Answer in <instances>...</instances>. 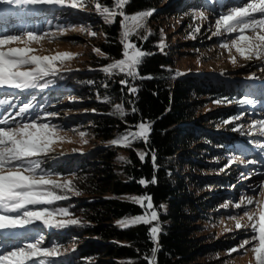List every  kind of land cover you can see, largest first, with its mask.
<instances>
[{
	"label": "trees",
	"instance_id": "1",
	"mask_svg": "<svg viewBox=\"0 0 264 264\" xmlns=\"http://www.w3.org/2000/svg\"><path fill=\"white\" fill-rule=\"evenodd\" d=\"M164 1L130 0L125 7L127 14L154 10L147 22V30L151 32L148 39H139V36L145 34L144 29L140 30L139 36L132 37L142 50L150 53L142 58L138 66L139 77L136 79L125 77L123 74L109 76L100 70L113 59L121 58V18L117 17L113 24L105 23L95 11V0H85L86 6L82 9H73L67 5L45 6L40 9L43 12L39 13V9L34 5L28 8L32 17L40 14L43 19L47 18L50 25L56 23L60 28L83 29L84 34L88 31L96 32L95 37L88 36L94 43L93 49L100 48L107 55L105 59L92 50L90 56L94 58L91 71H64L60 75H50L43 80L46 88L60 87L59 93H75L91 100L89 107L96 112L87 115L91 118L87 122L91 124L87 123L88 126L83 128L105 144L97 152L80 159H64L58 165V175L72 177L75 189L80 195L68 194V199L54 202L51 210L67 207L70 216L78 217L81 221L79 225L53 229L38 224L40 234L45 236L48 247L61 246L60 249L65 252L58 255H65L60 264H147L145 257L152 258L154 247H158L154 257L156 264H232L219 253L237 247L238 245H234L235 238L214 244L209 240L208 244H202L201 239L192 237V219L201 217L200 221H209L213 218L207 213L216 212L213 211L215 208L207 212L212 204L211 200L202 202L201 194L209 190V185L204 183L209 178L204 181L193 172L177 179L178 167L172 164L171 160L178 156L182 157L180 163L194 162L207 166V158H201L199 163L195 160L197 155L193 149L190 150L192 146L202 149L203 155L207 150H213L217 154L223 152L224 137L219 138L207 128L201 130L194 126L197 123L195 111L199 106L198 98L212 96L216 101H230L223 103L221 110L211 113L200 125L205 126L206 122L208 127H211L221 123L227 127L226 130L234 129L236 126L225 122L238 114L242 103L238 102L241 98L237 95L243 85L219 77L215 80L211 77L181 76V71L177 69L176 61L172 57L177 48L171 50L164 46L161 50L157 46L163 39L161 27L164 22L161 21L156 27L152 26L155 21L163 18L164 14L167 15L168 9H179L175 5L161 7L160 3ZM101 2L107 3L109 0ZM183 14L191 18L195 12ZM181 26L182 23L178 28ZM149 76L151 79L143 78ZM122 79H128L129 85L138 91L131 94L120 83ZM63 84L65 86L61 87ZM116 104L123 105L127 115L120 117L114 114ZM133 108L136 109L135 112L132 111ZM141 121L151 124L147 143L137 140L130 148L116 147L109 143L120 136L126 127ZM70 122L76 125L83 120L74 117ZM250 140L247 138L244 141L250 144ZM238 143L241 142H229V145ZM136 149L146 153L143 161L138 157ZM120 152L126 153L125 161H118ZM153 152L156 156L155 166L151 158ZM153 177L156 179L155 184L149 182L145 187L138 183L140 179L151 181ZM189 179L193 180L194 186ZM195 185L198 188H195ZM200 190L201 192H198ZM196 194L198 199H192ZM142 195L151 196L152 203L159 213L158 245L154 244L149 236L151 225L121 227L118 224V221L124 218H131L143 212L140 206L125 197ZM163 205L166 206L165 211L160 207ZM199 214L203 215L197 216ZM81 241L86 243L83 245ZM199 259H202V262ZM54 260L58 262L60 258L56 257Z\"/></svg>",
	"mask_w": 264,
	"mask_h": 264
},
{
	"label": "rangeland",
	"instance_id": "2",
	"mask_svg": "<svg viewBox=\"0 0 264 264\" xmlns=\"http://www.w3.org/2000/svg\"><path fill=\"white\" fill-rule=\"evenodd\" d=\"M239 2V0H165L163 3H160L161 7L175 5L179 9H173V11L168 9L167 15L164 14L163 18L155 21L152 25L156 27L158 23L164 22L161 27L164 46H167L171 50L174 47L177 48L175 49L177 50L176 52L174 50L175 53L172 57L176 61L177 69L181 71V76L211 77L215 80L219 77L231 83H241L244 85V88L239 93V96L243 100L253 101L251 104H248L249 106H245L244 103L241 104V110H238L236 116L240 117L239 119L231 118L227 120L229 121L227 123H231L237 128V130L234 128L229 129V131L221 123L213 124L211 127H208V123L206 122L205 126L203 124L200 125L202 121H206L205 118L211 113L221 110L223 103H215L216 99L212 96L199 97V106L195 111L197 123L194 126L201 130L207 128L209 132L217 134L219 138L224 137L225 142L223 145L225 149L219 154L213 150H207L204 153L205 155H203L202 149L195 145L192 146L190 150L193 149L197 155L195 160L199 163L201 158H207V166H200V164L198 165L194 162L180 163L182 157L178 156L174 160H171V163L178 167L176 172L177 179L185 175L189 176L193 172L204 181L207 180L206 178H209L204 183V185H209V190L207 189L205 193L201 194L203 196L202 202L208 199L213 200L207 212L212 211V208H215L213 211L216 212L213 214L207 213L208 215H212V220L200 221L201 217H195L191 222V229L194 231L192 237L201 239L202 244H208L209 240H211V244H214L216 242L230 241V239L235 238L234 245H239L245 238L250 236V229H236L232 217L242 216L248 208L237 209L234 205L247 196H251L257 201L264 199L261 196V186L264 185V148H261L259 151L253 146L257 142L264 145V135H261L257 129L252 127L256 121L264 120V60L256 58L251 60L245 59L234 48L229 51L221 47L223 43L230 42L235 37V34L224 33L220 36L213 35V32L216 30L215 21L221 14L226 13L230 7L236 6ZM32 6L18 7L15 4L3 3V0H1L0 34H21L29 30L35 31L42 36L47 33L48 36L39 44L33 43L31 45V47L36 49L35 54L42 56L65 52L75 54L72 59L65 60L63 64L57 62V66L62 69L58 72V75L64 71L70 73L91 71V63L94 57H91L90 53H92L94 43L88 37L90 36L88 35L90 31L84 34L81 29L74 27L60 28L57 27L56 23L48 26L47 18L41 21L43 17H40V14H36L37 17H32V14H30L31 10L28 9ZM34 6L39 9V13L42 11L40 9L45 7V5ZM180 9L181 11H178ZM192 11L195 14L191 18L183 14V12ZM197 13H203V17L197 16ZM36 19L37 21L35 22ZM147 22L148 18L145 21L146 29ZM181 23L182 26L178 28ZM196 28H199L198 32L195 31ZM61 29L66 30L65 34H59ZM53 33L57 35L53 36ZM12 46L22 47L23 45ZM233 57L235 58V63L232 62ZM52 90L43 88L40 89L39 93L37 92V88L23 91L16 89L17 93L13 92L12 94L1 91L0 101L3 103H0V121L7 120L8 124H0V127H15L17 124L30 122L32 119H37L38 123L56 125L61 135L66 134L67 139L57 142L53 145L55 149L53 152L46 157H41L42 168L54 177L58 176L61 179L67 177L72 180V177L58 175L56 167L60 160L80 159L85 155L97 152L105 144L102 140L91 136L88 130L83 128L84 126H88L87 121L91 119L87 115L89 116L96 112L89 107L91 100L84 99L75 93H58V97L45 98L44 94L52 92ZM53 92L59 91L57 89ZM42 93L44 94L41 95ZM25 103L31 105L29 111L21 116H17L16 113L19 112V109ZM74 117H78L83 122L72 126L67 125ZM225 131H229V133H225ZM79 132L86 134L84 139L87 140V143L81 142ZM241 135H243L244 139L250 138V142L253 145L246 142V145L243 142L239 143V145H229V142H241ZM136 152L144 151L136 149ZM119 154L120 157H126V153L120 152ZM212 156H216L215 159H211L210 157ZM118 161L121 160L118 158ZM251 161H255V163ZM118 172L121 173L120 170ZM189 181L194 186L193 180L189 179ZM193 186L190 185L192 190ZM195 188H198V186L195 185ZM198 192H201V190ZM68 194L75 196L74 192H67L66 195ZM198 197V194H196L192 199H198ZM127 198L129 197H125V199ZM194 203L196 208L197 200ZM224 204H228L229 206L224 208L222 207ZM165 208L166 206L163 205L161 207L162 211H165ZM8 215H15V213H8ZM202 215L199 214L197 216ZM69 218H75L80 221L78 217L73 216L64 217L58 215L56 217V219ZM35 223L42 224L39 221ZM196 223L198 225H193ZM37 227L29 225L23 229H0V252L10 250L13 246L30 242L34 238L42 236L31 233ZM226 228L230 230L225 231ZM4 232H12L13 235L10 238H6ZM85 243V241H81V244L84 245ZM42 246L48 247L46 243ZM58 247V254L50 258L58 257L62 260L65 257V255L62 257L58 256L65 253L60 249L61 246ZM229 253L230 251H224L219 254L225 256V260L228 263L232 262V264H252L255 262L254 255L250 250L239 254ZM39 259L43 260L44 264H47L44 257H39ZM49 260L54 261L52 259ZM199 261L202 262V259H199ZM28 264H32V262H28Z\"/></svg>",
	"mask_w": 264,
	"mask_h": 264
},
{
	"label": "snow or ice",
	"instance_id": "3",
	"mask_svg": "<svg viewBox=\"0 0 264 264\" xmlns=\"http://www.w3.org/2000/svg\"><path fill=\"white\" fill-rule=\"evenodd\" d=\"M3 3L15 4L18 7L67 5L73 9H82L86 6L85 0H3ZM129 3L130 0H109L107 3L95 0L94 8L105 23L113 24L117 17L121 18V39L119 41L122 46L121 58L113 59L100 70L109 76L123 74L125 77L136 79L139 77L138 66L141 64L142 58L150 53L142 50L132 37L139 36L140 30L145 29V34L139 36V39L140 41L148 39L151 32L146 29L145 21L153 15L154 10H142L135 14H127L125 7ZM196 15L203 17V13ZM215 29L214 36H220L224 33L235 34L230 42L221 45L224 49L231 51L234 48L245 59L264 60V0H240L236 6L230 7L226 13L219 16L215 21ZM195 31L198 32L199 28H196ZM65 32V29H61L59 34L63 35ZM52 35L57 34L53 33ZM88 35L95 37L97 33L90 31ZM47 36V33L42 36L31 30L21 34H0V88L7 87L23 91L45 87L46 85L41 84L40 81L62 70L57 66V62L63 64L65 60L74 57L75 54L67 52L45 56L35 54L36 49L31 45L33 43L39 44ZM12 45L23 46L14 47ZM157 46L161 50L163 49V39ZM93 51L107 59V55L100 48H94ZM232 62H236L234 57ZM143 78L151 79L150 76ZM120 83L131 94L138 91L137 88L129 85L128 79H122ZM225 102L230 103V101H215L218 104ZM252 102L247 99L239 101V103L247 104ZM0 103L3 102L0 101ZM30 107V104L25 103L16 115L21 116L27 113ZM132 111L135 112L136 109L133 108ZM114 114L120 117L127 115L124 106L121 104L114 106ZM239 118L235 117L234 119ZM0 124L7 125L8 121H0ZM252 127L264 135V120L256 121ZM150 132L151 124L141 121L136 125L126 127L120 136L112 139L109 143L116 147L130 148L137 140L147 143ZM85 135L84 132H79L82 143H87V140L84 139ZM65 139H67L66 134L61 135L56 125L38 123L37 119L17 124L15 127H0V229H23L37 221L47 227L56 228L80 223L75 218L56 219L58 215L70 216L67 207H60L55 210L46 207L56 201L68 199L67 192L80 195L72 180L67 177L63 179L58 176L54 177L42 168L41 157L48 156L55 150L53 145ZM260 147L264 148V145H260ZM137 155L143 161L146 153L138 152ZM151 158L155 166L156 156L154 152ZM119 159L125 161L124 157H119ZM251 162L255 163V161ZM149 182L155 184V177L151 181L145 179L138 181L145 187ZM261 196L264 197V185L261 186ZM128 199L140 206L143 212L131 218H124L118 221V224L121 227L139 224L151 225L148 230L149 236L153 243L158 245L159 213L152 203L151 196H131ZM228 206V204L222 205L224 208ZM234 207L237 209L248 208L242 216H233L232 219L236 229H250V236L245 238L237 247L230 249L229 254H239L250 250L254 255L255 264H264V199L257 201L253 197L247 196L236 203ZM8 213H15V215H8ZM229 230L225 229V231ZM44 243V237L39 236L30 242L2 251L0 252V264H28V262L44 264V261L39 257L53 256L59 252L58 246H42ZM249 246H251L250 249ZM157 250L158 247L152 249V258L145 257L147 264H156L154 257Z\"/></svg>",
	"mask_w": 264,
	"mask_h": 264
},
{
	"label": "bare ground",
	"instance_id": "4",
	"mask_svg": "<svg viewBox=\"0 0 264 264\" xmlns=\"http://www.w3.org/2000/svg\"><path fill=\"white\" fill-rule=\"evenodd\" d=\"M240 1V0H239ZM3 90H5V91H11V92H14L15 90H12V88H0V92L1 91H3ZM17 92V91H16ZM73 160V159H72ZM13 235V233L12 232H4V236H6V238L7 237H11ZM49 238H51V237H49Z\"/></svg>",
	"mask_w": 264,
	"mask_h": 264
}]
</instances>
